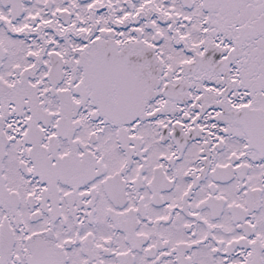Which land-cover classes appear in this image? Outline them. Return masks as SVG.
Returning a JSON list of instances; mask_svg holds the SVG:
<instances>
[{"label": "snow or ice", "instance_id": "1", "mask_svg": "<svg viewBox=\"0 0 264 264\" xmlns=\"http://www.w3.org/2000/svg\"><path fill=\"white\" fill-rule=\"evenodd\" d=\"M0 264H264V0H0Z\"/></svg>", "mask_w": 264, "mask_h": 264}]
</instances>
